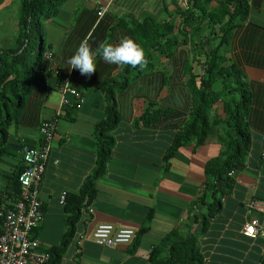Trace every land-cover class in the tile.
<instances>
[{
	"label": "crops",
	"instance_id": "obj_1",
	"mask_svg": "<svg viewBox=\"0 0 264 264\" xmlns=\"http://www.w3.org/2000/svg\"><path fill=\"white\" fill-rule=\"evenodd\" d=\"M14 2L17 0H0V23ZM246 2V17L230 30L224 56L242 73L248 92L243 123L250 145L241 168L231 175L230 191L219 199L204 229L201 215L206 207L199 204L196 222L188 221V208L202 192L205 162L218 156L222 149L218 134L222 127L216 126L203 143H187L167 159L162 157L173 133L182 129L187 120L192 101L188 76L201 75L203 69L204 48L196 42L208 34L209 27L202 23L196 30L198 25L192 29L181 25L180 12L186 8L185 0H63L56 14L44 21V46L51 53L50 59L46 58L47 68L25 98L17 122L7 128L4 149L0 152V195L7 203L4 190L21 165L18 147L39 146L40 122L51 118L58 108L57 77L68 74L69 86L79 91L82 99L76 109L68 111L72 119L64 113L68 107L62 108L56 118L38 185L43 214L31 235L45 250L59 242L70 215L69 208L65 210L59 203V195L76 193L93 170L96 144L91 129L102 118L105 106L100 86L112 79L114 83L121 81L120 65L104 62L98 53L96 71L90 77L81 75L77 69L70 70L68 58L85 38L94 53L100 43H118L123 35L135 40L129 30L145 17L172 23L173 35L180 31L179 39L166 53L152 51L151 63L143 70L139 68L136 76L133 70L129 72L134 77L115 93L118 118L110 132L113 141L105 173L95 178V194L87 206L90 211L87 207L80 209L73 235L58 264H148L152 246L169 233L175 237L196 233L204 264H260L253 259L256 251L262 252L264 241L240 232L250 215L244 202L264 201V0ZM99 5L104 9L97 15ZM11 27L17 29L16 20ZM6 32L0 25V47L7 46L2 45L7 42L3 41ZM194 80L197 83V78ZM150 103L152 108L165 109L158 111L153 126L146 127L137 120ZM224 114L217 101L209 115ZM207 199L210 200L209 196ZM148 213L146 228L138 236L134 233L126 244L100 246L90 239L95 225L101 223L115 228L129 227L136 232ZM78 234L85 236L79 244Z\"/></svg>",
	"mask_w": 264,
	"mask_h": 264
},
{
	"label": "trees",
	"instance_id": "obj_2",
	"mask_svg": "<svg viewBox=\"0 0 264 264\" xmlns=\"http://www.w3.org/2000/svg\"><path fill=\"white\" fill-rule=\"evenodd\" d=\"M62 2L63 0H17L16 33L6 47H0V152L4 149L7 128L17 122L24 108L25 98L47 68L43 23L56 14ZM210 2L214 4L210 5ZM185 3L186 8L180 12L181 25L189 29L198 25L196 28L198 30L202 23H205V26L209 27V32L196 42L198 47L204 48L201 62L203 69L201 75L189 73L188 76L192 101L187 120L182 129L173 133L162 158L167 159L179 146L187 143L195 145L203 143L216 126L222 127L218 130L222 149L218 156L205 162L202 192L188 208V221L196 222L199 204L206 207L201 215V226L204 229L205 222L219 204V199L232 187L233 180L227 173L229 170L241 168L250 145L249 133L243 123L248 92L245 89L242 73L228 63L224 56V47L230 30L246 17L247 2L246 0H185ZM172 28L173 24L168 21H155L145 17L141 23L134 24L129 30L135 41L143 48L148 64L152 60V51L166 53L169 47L177 42L180 31L173 35ZM181 35L186 36L183 32ZM132 70L136 76L139 67L120 66L118 76L121 81L114 83L115 79H112L100 86L105 106L102 118L95 122L91 129V136L96 144L93 170L76 193H65L61 205L65 210L69 208L70 215L65 220L66 227L59 242L46 249L49 257L43 264L60 262L64 248L73 235L80 209L86 208L94 197V180L105 173L113 141L110 132L118 118L114 95L125 87L128 79L134 77L128 75ZM62 77H57L58 86ZM196 78L197 83L194 80ZM217 101L225 114L210 117V110ZM152 107L153 104L150 103L143 109L137 120L141 125L153 126L158 111L165 109L161 106ZM76 108L75 105L65 108L64 113L68 119L73 117L68 111ZM20 170L21 165L11 175L10 183L4 190L7 194L5 198L9 197L10 191L17 190L16 176ZM5 206L9 205L4 203V198L0 195V208ZM40 209L42 211L41 206ZM149 216L148 213L142 225L134 232L136 236L146 228ZM36 227L32 230L35 231ZM195 236L196 233H190L185 237H175L171 233L163 236L156 245L152 246L147 257L148 264H204ZM263 249L261 253L256 251V258L253 261L264 264Z\"/></svg>",
	"mask_w": 264,
	"mask_h": 264
},
{
	"label": "built area",
	"instance_id": "obj_3",
	"mask_svg": "<svg viewBox=\"0 0 264 264\" xmlns=\"http://www.w3.org/2000/svg\"><path fill=\"white\" fill-rule=\"evenodd\" d=\"M97 15L101 14L104 6H98ZM51 53L47 50L44 56L50 59ZM60 100L51 118L42 120L39 125L40 143L34 147L21 144V170L16 176L17 190L10 191L9 206L0 208V264H43L49 257L45 249L40 248L38 241L31 235V230L42 219L40 200L38 199V185L51 145L55 130V120L61 114L62 108L79 106L81 94L68 84V74L63 76L58 86ZM264 154V150H262ZM234 170H229L231 176ZM4 193H2L3 195ZM65 193L59 195V203L64 201ZM244 208L250 215L243 222L240 232L242 235L264 241V201L249 199L244 202ZM90 211V208L87 207ZM251 233V234H249ZM134 235L129 227L115 228L111 224H96L90 239L100 246H116L128 243ZM85 239L83 234L76 236V243Z\"/></svg>",
	"mask_w": 264,
	"mask_h": 264
},
{
	"label": "clouds",
	"instance_id": "obj_4",
	"mask_svg": "<svg viewBox=\"0 0 264 264\" xmlns=\"http://www.w3.org/2000/svg\"><path fill=\"white\" fill-rule=\"evenodd\" d=\"M99 54L104 62L115 65H129L143 70L147 64L143 48L131 37L123 35L118 43H100L94 53L88 38L83 39L75 53L68 58L69 69L79 70L81 75L91 76L96 71L95 55ZM251 234V233H249Z\"/></svg>",
	"mask_w": 264,
	"mask_h": 264
},
{
	"label": "rangeland",
	"instance_id": "obj_5",
	"mask_svg": "<svg viewBox=\"0 0 264 264\" xmlns=\"http://www.w3.org/2000/svg\"><path fill=\"white\" fill-rule=\"evenodd\" d=\"M16 11H17V2H14L10 7H8L7 12L5 13L4 21L0 23V25L2 26V31L3 32L7 31L5 35L6 37L3 40L7 42L3 43L2 45H6V43L8 45L12 37L14 36L16 29H13L11 27V24L14 20H16Z\"/></svg>",
	"mask_w": 264,
	"mask_h": 264
}]
</instances>
